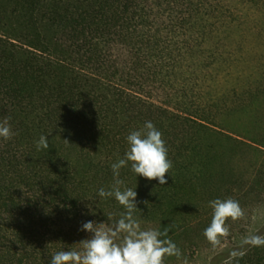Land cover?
I'll list each match as a JSON object with an SVG mask.
<instances>
[{
	"label": "trees",
	"instance_id": "obj_1",
	"mask_svg": "<svg viewBox=\"0 0 264 264\" xmlns=\"http://www.w3.org/2000/svg\"><path fill=\"white\" fill-rule=\"evenodd\" d=\"M145 121L172 177L129 164L119 178L140 230L179 248L164 264L204 251L206 264H264L247 242L264 238V222L249 230L264 205V0H0V124L14 133L0 138V264H49L82 250L84 222L114 227L125 209L97 190ZM229 198L243 215L213 245L209 201Z\"/></svg>",
	"mask_w": 264,
	"mask_h": 264
},
{
	"label": "clouds",
	"instance_id": "obj_2",
	"mask_svg": "<svg viewBox=\"0 0 264 264\" xmlns=\"http://www.w3.org/2000/svg\"><path fill=\"white\" fill-rule=\"evenodd\" d=\"M14 133L7 123L0 124V138L10 140ZM126 142L128 149L124 157L111 164L114 184L109 190L101 187L97 195L102 199L114 198L125 212L112 228L105 229L103 223L86 221L82 224V231L91 234L89 239L79 244L82 250H61L51 255L49 264H164V258L180 257L177 245L167 239L168 230H140L138 221L134 218L137 207L136 189L123 187L120 170L130 164L131 171L137 177L148 181L156 180L159 185H166V173L172 177V161L168 158V148L162 138V133L151 121H145L143 128L131 131ZM50 147L48 136L41 135L36 142V150H48ZM123 187V190H122ZM212 209L211 223L204 230V236L213 245L218 237L226 236L225 226L229 218L233 221L243 215L240 205L233 199H215L209 201ZM111 220V217H108ZM123 233L121 243L117 238ZM255 246L264 245V238L253 236L247 241Z\"/></svg>",
	"mask_w": 264,
	"mask_h": 264
},
{
	"label": "rangeland",
	"instance_id": "obj_3",
	"mask_svg": "<svg viewBox=\"0 0 264 264\" xmlns=\"http://www.w3.org/2000/svg\"><path fill=\"white\" fill-rule=\"evenodd\" d=\"M264 222V205L259 206L255 209L253 219L251 220L249 230L253 231ZM209 256V252L204 251L203 253H200L195 261L194 264H206L207 259Z\"/></svg>",
	"mask_w": 264,
	"mask_h": 264
}]
</instances>
